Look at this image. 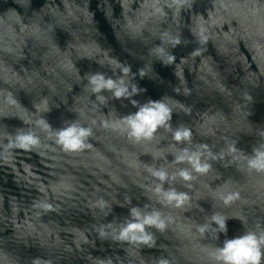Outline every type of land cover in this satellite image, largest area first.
Masks as SVG:
<instances>
[{
  "label": "clouds",
  "instance_id": "9594fccd",
  "mask_svg": "<svg viewBox=\"0 0 264 264\" xmlns=\"http://www.w3.org/2000/svg\"><path fill=\"white\" fill-rule=\"evenodd\" d=\"M175 57L170 56L168 63H172ZM122 76L117 79L107 77L105 74L97 72L86 74L89 85L92 87L93 93L99 94L104 91L112 93L115 99H129L134 106L138 105V111L123 117L126 121L129 136L139 141L141 139L151 140L157 130L167 125L171 130L172 110L164 103L163 99L148 100L142 105L138 101L131 99L133 96L139 95L141 89L137 84L131 86V90L125 84L123 76L131 72V66L118 65ZM141 78H143V70H138ZM174 91H179L174 89ZM102 103L106 102V97L97 95L96 97ZM46 129H52L46 120L38 121ZM92 135V129L78 126L76 122L68 124L66 127L56 130V142L62 146L64 151L74 152L89 147L86 144L88 137ZM172 137L177 143L191 142L192 132L189 128L178 126L173 132ZM39 144V138L31 132L18 131L15 134L14 141L9 143V147L20 149H30ZM206 147V146H205ZM230 151H236L233 145ZM253 155L248 159V166L258 172H264V150L253 149ZM176 162L182 163L187 161L193 171L200 174H206L211 165L201 160L199 152H189L187 148L183 149L182 154L176 156ZM152 175L161 182L169 179V175L162 169L151 170ZM179 177L184 181H192L194 179L192 172L188 169H181L178 173ZM175 179V176L172 177ZM157 192H164V196L169 203L175 204L176 207H182L186 201L190 199L187 193L178 192L174 188L164 191L162 184L156 189ZM240 198L238 192L229 193L223 197L226 206ZM130 217L120 230V238L122 240H132L148 245L155 246V240L151 233L146 231L147 227H155L159 231H164L167 227L165 220L161 218L158 211L150 213H141L137 207L130 209ZM227 217L218 213L213 214L211 220L217 225L218 232H227ZM210 226L208 224L199 226V231L204 233ZM214 260L216 264H264V232L257 234L254 231H246L243 235L227 239L222 247L216 249ZM38 264V262H37ZM158 264H169L166 258H161Z\"/></svg>",
  "mask_w": 264,
  "mask_h": 264
},
{
  "label": "water",
  "instance_id": "95a60500",
  "mask_svg": "<svg viewBox=\"0 0 264 264\" xmlns=\"http://www.w3.org/2000/svg\"><path fill=\"white\" fill-rule=\"evenodd\" d=\"M48 0H0V77L37 22Z\"/></svg>",
  "mask_w": 264,
  "mask_h": 264
}]
</instances>
